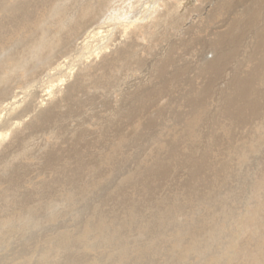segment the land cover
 I'll return each mask as SVG.
<instances>
[{
	"label": "bare ground",
	"instance_id": "6f19581e",
	"mask_svg": "<svg viewBox=\"0 0 264 264\" xmlns=\"http://www.w3.org/2000/svg\"><path fill=\"white\" fill-rule=\"evenodd\" d=\"M199 47L208 57L201 66L178 62ZM51 52L58 54L47 73L37 74L34 62ZM123 73L139 80L114 87L109 78ZM31 74L36 76L27 81L25 75ZM146 77L155 81L146 85ZM197 79L201 85L196 87ZM34 81L35 87L29 84ZM183 115L186 124L179 122ZM262 117L264 0H0V264H9L7 248L14 240L20 242L23 260L12 258L11 264H90L87 230L73 236L67 231L44 234L40 247L41 238L32 228L59 215L47 206L52 196L61 192L64 201L80 198L106 174L121 172L118 162L131 157L132 147L157 140L160 129L189 130L193 122H201L206 130L199 136L208 145L162 140L166 151L154 152L136 170L127 166V181L99 197L94 222L84 221L89 233L98 236L106 224L105 210L119 209L121 220L115 218L112 234L130 236L134 225L151 233L152 219L142 210L156 209L152 215L164 219L172 196L191 203L207 192L226 172L227 162L219 157L224 146L231 147L247 126L260 125ZM95 126L97 136L89 137ZM104 143L113 149L107 152ZM104 161L107 167L101 166ZM261 180L253 186L259 204L238 218L244 237L255 238V247L228 236L224 247L215 242L220 250L212 253L207 243L213 237L192 233L193 244L175 259L193 254L198 264H216L224 250L230 260L226 264H264V196L258 194L264 193V176ZM137 245L133 258L124 256V264H145L143 259L158 253L152 243Z\"/></svg>",
	"mask_w": 264,
	"mask_h": 264
},
{
	"label": "rangeland",
	"instance_id": "374dc122",
	"mask_svg": "<svg viewBox=\"0 0 264 264\" xmlns=\"http://www.w3.org/2000/svg\"><path fill=\"white\" fill-rule=\"evenodd\" d=\"M109 3H111V1ZM103 17H104V15L100 18L99 21H101V19ZM110 17H114V14H111ZM115 17H116V14H115ZM199 48L196 49L197 51L195 50V52L194 51L191 52V53H193V55L190 53L191 55H188V56L186 55L185 57L183 56V58L180 57L181 61L178 60V62L183 63V61L184 62L192 61L191 65L193 67L195 66V68H197V67L201 66V64H203L202 62L205 61L208 57L203 56V53H206V50L203 48L202 49L201 48L199 49ZM57 54L58 53L51 52L48 54V56H44V57H41L39 59H36V61H35L36 63L34 62V67L38 71L36 73L38 74L39 72L45 71L46 67L51 62H53L54 56H56ZM208 55H210V54H208ZM49 56L51 57V59L49 58ZM179 56H180V54H178V58H179ZM46 58H48V59L46 60ZM197 58H199L200 60H197ZM197 63H200V65ZM195 64H197V65H195ZM122 75H123L122 77H121V75L120 76L118 75L117 78H116V75L114 77H110L109 78L110 83L113 86L116 84L114 87L125 88L130 83L129 82L130 79H132V81L135 79L139 80V79H137L138 77H135V78L125 77L124 73ZM34 76H36V75H33V74L25 75V78L28 79L27 81H29V80H31L30 78L34 77ZM45 76L46 75H43L41 77H45ZM13 77H20V76L19 75H13ZM146 78L148 81L146 85H149L150 83L155 81L152 79V77H146ZM38 79H39V77L35 80H38ZM17 80H19V78ZM125 80H126V82H125ZM38 81H34L32 83H29V84H31V86L35 87V85H37ZM197 81L196 80L194 81V85L196 87L198 85L199 86L201 85L200 79L199 80L197 79ZM33 83H34V85H33ZM86 83H88V82L86 81ZM16 84L17 83H15V85ZM26 84L25 85L27 87L28 83H26ZM119 85L121 87H119ZM183 88L181 91L178 90L179 92L178 91L177 92L179 94L184 93L185 90H183ZM104 90H106V89H104ZM5 91H8V89ZM178 93H176V94L173 93V95L175 96ZM44 102H46V101H44ZM46 104H48V102ZM209 106L211 108L214 106V104L209 103ZM44 107H46V105H44V106L41 105V108H44ZM172 108H173V106L171 107V112L175 111ZM260 120L262 122H260ZM260 120L258 121L259 124L261 123L260 125L256 126V124H254V125L252 124L251 125L252 127L250 125L247 126L245 128L244 132L238 137V140H236L231 147L227 148L226 146H224L223 151L221 153L222 155H220L219 157L227 162L228 166H227L226 172L223 174V176L221 178H219L220 180L218 179L219 181L216 180L217 183H216V181L213 182L212 187L207 192H205L203 195L199 196L198 198L191 200V203H190V201H188V203L185 202L186 199L183 197L181 198L180 195L172 196L173 198L171 197L172 201H171V205L169 208V211L171 213L166 212L164 219H163L164 215L162 216V218L160 216V219L158 217H155L152 215V214H155V212H152V211L153 210L156 211V209H152V210L143 209L142 210L144 216H147V218L152 219L151 220V227L153 226L152 232L154 231V233H152V232L149 233L147 231L149 233V234L147 233L148 234L147 235V234H145L144 231L142 232V230L139 229V227L136 228V226L134 225L135 228L133 226L128 230L130 236L127 235L126 237H124L126 239L121 238L119 236H115L114 234H112V233H114L113 232L114 227L116 228V226H117V224H115L116 223L115 218L118 221L121 220V219H119L121 217V212H119V209H115L114 211L105 210L103 217H104V223H106L107 225L104 224L103 228H105V229H103V228H102L103 230L100 229L98 236H97V234L95 235L92 232L89 233L88 229L85 226V224H86L85 222H88V221L94 222L95 221L96 216L93 217V215H92L93 211H94L93 209L97 208V214H99L101 201H100V203L98 201L102 200L100 198H103V196L104 197L106 196L105 193L107 194V192L109 190H111V188L113 186L117 185L118 183H120V182L124 183L123 182L124 180L127 181V177H128L126 175L127 173H125V174L123 173L125 170L128 169L127 166L131 167L132 169L135 168V170H136L137 167L140 168L142 165H144L145 161H147V162L150 161L154 156V152H155V154L156 153L162 154L166 151L165 145L163 143H160L162 140H164V139L165 140L166 139H176V140L181 141L182 144L187 143L190 145L192 144L195 146H203V147L208 145V141L204 142L199 136L200 131L206 130L201 122L200 123L193 122L194 124L191 126V128H189V130L184 129V127H178V126L177 127L176 126H174V127L169 126L170 128L160 129L162 131H160L161 133L158 132L159 136L157 135V140H155V138H153V139L146 141L145 143H140V144L136 145L135 147H132V149L130 150V152L132 151L131 157H129L127 160H124L123 162H118V164L121 163L120 169H118L121 172L116 171L115 172L116 175L115 174H106L104 178L100 179V181H99L100 183L98 182L96 187H93L90 189V191H86V193H84L86 196L83 195V196H80V198H79V196H75L74 198H72L70 200L65 199V201H66L65 202L63 197L61 196L62 193L56 192L54 194V196H52L53 198H51V200H49L50 204H47V206H49L50 210H53V212L56 213V215L59 214L57 216L58 218L56 217L57 220L55 219V220L49 221V222L48 221H41L37 224V226L35 228L34 227L32 228L33 230H35L36 236H39L41 238V240H39V243L41 244L40 247H43V245H45V242L42 239L44 234H47V233L54 234V233H57L60 231H67L70 236H73L74 234L79 232L78 230H80V231L87 230L86 240H88V241H87V247H86L85 253L87 254V256L90 259V264H101L100 263L101 261L104 264H115V263L116 264H124L127 260L126 258L129 257L128 254H130V258H133V256L135 255V253L138 249V247H136V245L138 244L137 246L141 247L142 244H144L145 242L147 244L152 243L153 246L155 245V247L158 246L157 247L158 253L154 254V255H150V257L148 258V260H150L149 262L151 264H165L167 261H170L171 264L172 263L173 264H198L197 259H196L195 255H193V254L186 255L185 259L183 261H178L175 259V256H177V254H179L183 248L185 249L186 247H189L190 245L193 244L192 233H194L193 234L194 236H195V234H197L198 236H202L204 238H208L209 236H212L213 237V238H211L212 240H210L207 243L209 245L212 253L220 250V247L217 246L215 244V242L219 243L220 245L222 244L224 247L225 243H227V240H229V237H232L230 239H233L235 236L238 237L240 244H241V242L243 243L245 241V242L251 243L253 245L252 247H255L257 244L255 238H253L251 236H245L244 237V233L241 232V230H240L241 225H240L239 221L241 220V218L244 214V211L246 209H248L249 207H252V206L255 207V205H258L260 200H261L260 196H258L255 193L256 188L253 187L256 185V182H258V181L262 182L261 177L264 176V169H262V168H264V165H263L264 164V118L262 117ZM179 122L182 124H186L185 115L182 116V120ZM169 123H171V122H169ZM250 128H252V129H250ZM97 130H98L97 126L91 128V130L88 133L89 137H93V136L95 137V135L97 136V134H98ZM187 131H189V135H188ZM217 132H218V134L223 135V131L221 129L217 130ZM160 134H162V135H160ZM144 144H146V145H144ZM101 146L104 149L108 148L107 152H109V151H111V149H113V147H111L110 144L108 145V143L107 144L104 143V145L102 144ZM105 153H106V151H105ZM260 156H261V159H260ZM95 157H97L99 159L102 157V155H100L99 152L97 151ZM101 166L107 167L108 163L106 161H104L101 163ZM259 169H261V170H259ZM258 172L260 173L261 177L259 176ZM40 177L42 178V176H40ZM41 178H39V180H36L35 182H40L42 179H44V177L42 179ZM90 178H91L90 175L85 177L86 180H89ZM253 180L254 181L256 180L255 183ZM249 186L252 188V190L250 189ZM263 187H260V189L264 190V189H262ZM253 188H254V190H253ZM251 191H252V193L254 192L255 197H254V194L251 197V195H252ZM248 192H250V193H248ZM258 194H260L261 196H264L263 192L261 194L258 191ZM256 200H258V201H256ZM94 201H97L98 203L97 202L95 203ZM246 204H248V205L250 204V206L247 205L248 207H246ZM65 205L67 206L66 208H64ZM40 211H42L41 213L45 212V210H43V209H41ZM116 212L117 213L119 212V213L117 214ZM110 215L114 216V217H111ZM238 218H240V220ZM106 219H108V220H106ZM81 222H83V223H81ZM110 224L113 226H111ZM25 225H27L28 227L31 226L29 223H25ZM105 225H106V227H105ZM193 226H195V228ZM108 228L111 230H109ZM156 228H157V231L155 230ZM107 229H108V231L104 232V230H107ZM219 229H220V231H219ZM121 230L124 231L127 229L122 227ZM194 230H196V231H194ZM131 232H134V233L131 234ZM159 232H163V233H162L161 237L159 236L156 238V234ZM137 233H139V234H137ZM218 233H220L219 234L220 237H221V235H223L221 239L219 238V235H216ZM136 235H138V236L136 237ZM134 237L138 238L139 240L138 239L136 240ZM240 237H241V239H240ZM145 239H147V240H145ZM240 240H242V241H240ZM116 241H117V243H116ZM110 242L113 244L111 245ZM19 243L20 242L16 241V240L10 241V244H9L10 247L8 246L7 253H6L7 254V260H8L9 264H11L13 262L12 258H18L17 260H23V257H22L23 254L21 256L18 255L19 248H20ZM112 248H113V250H112ZM159 248H162V249L160 250ZM116 249H118V250H116ZM20 251H21V249H20ZM27 251H29V249ZM27 251H25V252H27ZM110 252H112V253L110 254ZM123 252H125V254H123ZM39 253L40 252H38V254ZM131 254H134V255H132V257H131ZM148 260L143 259L145 264H147ZM227 261L230 262L229 257L224 253V250H223L221 252L220 260L216 261V264H226ZM168 264H170V263L168 262ZM210 264H212V263H210ZM233 264H240V262H234ZM253 264H258V262L254 261Z\"/></svg>",
	"mask_w": 264,
	"mask_h": 264
}]
</instances>
